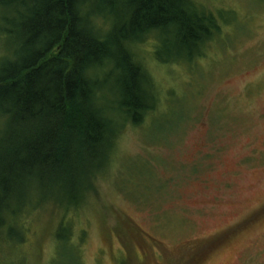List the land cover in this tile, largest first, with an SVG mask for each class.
I'll list each match as a JSON object with an SVG mask.
<instances>
[{"label":"rangeland","instance_id":"rangeland-1","mask_svg":"<svg viewBox=\"0 0 264 264\" xmlns=\"http://www.w3.org/2000/svg\"><path fill=\"white\" fill-rule=\"evenodd\" d=\"M195 1L221 35L191 62H159L153 34L132 46L157 110L127 124L79 205L24 211L25 242L1 232L0 264H264V0ZM16 47L2 36L0 57Z\"/></svg>","mask_w":264,"mask_h":264},{"label":"trees","instance_id":"trees-1","mask_svg":"<svg viewBox=\"0 0 264 264\" xmlns=\"http://www.w3.org/2000/svg\"><path fill=\"white\" fill-rule=\"evenodd\" d=\"M219 17L195 0H0V40L17 44L0 57V233L8 241L25 242L24 211L79 205L127 124L157 110L154 81L132 46L153 34L159 62H191L221 35ZM65 223L56 237L68 244Z\"/></svg>","mask_w":264,"mask_h":264}]
</instances>
